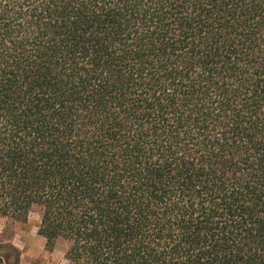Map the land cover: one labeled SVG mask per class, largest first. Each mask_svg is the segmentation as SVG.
<instances>
[{
    "label": "trees",
    "instance_id": "obj_1",
    "mask_svg": "<svg viewBox=\"0 0 264 264\" xmlns=\"http://www.w3.org/2000/svg\"><path fill=\"white\" fill-rule=\"evenodd\" d=\"M68 264H264V0H0V215Z\"/></svg>",
    "mask_w": 264,
    "mask_h": 264
},
{
    "label": "rangeland",
    "instance_id": "obj_2",
    "mask_svg": "<svg viewBox=\"0 0 264 264\" xmlns=\"http://www.w3.org/2000/svg\"><path fill=\"white\" fill-rule=\"evenodd\" d=\"M40 212L33 206L24 221L0 215V264H68V242L58 238L51 247L37 233Z\"/></svg>",
    "mask_w": 264,
    "mask_h": 264
}]
</instances>
